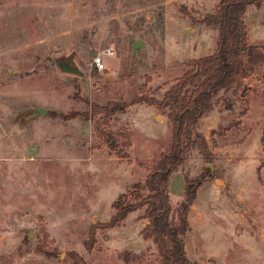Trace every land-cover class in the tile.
Segmentation results:
<instances>
[{
    "label": "rangeland",
    "instance_id": "374dc122",
    "mask_svg": "<svg viewBox=\"0 0 264 264\" xmlns=\"http://www.w3.org/2000/svg\"><path fill=\"white\" fill-rule=\"evenodd\" d=\"M219 4L0 0V264H73L71 253L85 264H163L141 235L144 207L112 228L99 224L117 197L134 201L133 186L171 145L168 109L133 99L161 100L214 52L217 29L202 19ZM257 12L244 21L252 49L240 56L252 87L239 78L214 95L193 126L204 135L202 120L215 112L205 138L210 158L192 145L178 168L195 190L182 237L195 264H264V23ZM106 48L113 54L97 71L91 58ZM108 103L114 114H93L94 105ZM37 108L47 114H34ZM181 178L173 172L168 185L174 221ZM252 193L262 205L249 206Z\"/></svg>",
    "mask_w": 264,
    "mask_h": 264
},
{
    "label": "trees",
    "instance_id": "16d2710c",
    "mask_svg": "<svg viewBox=\"0 0 264 264\" xmlns=\"http://www.w3.org/2000/svg\"><path fill=\"white\" fill-rule=\"evenodd\" d=\"M263 0H220L213 13L203 17L206 26L217 29L216 48L213 53L201 57L192 71L184 74L182 80L169 88L161 100L155 98H135L132 103L145 102L157 109H168L167 117L172 125L171 145L168 151L161 153L159 160L148 172L144 183L137 182L133 186L135 199L124 200V195L117 197L111 207L113 214L99 227L112 228L119 225L127 215L140 208H145L143 218L148 220L141 230L144 240L152 239L163 264H195L190 261L184 251L183 236L187 231V208L195 197V190L189 186L190 180L184 176V199L176 211L177 218L172 220V206L168 190L171 174L187 158L192 145L196 146L205 161L210 158L204 136L195 132L196 120L211 109V99L220 90H227L239 79L246 77V68L241 59L243 51L252 48L246 42V26L244 13L249 5L260 7ZM116 105L108 103L99 107L94 105V113L114 114ZM92 114V113H91ZM74 115H66L70 119ZM194 133L195 138L190 142ZM193 183V182H192ZM191 184V183H190ZM148 191L142 196L140 190ZM97 228L89 230V239L85 242L86 250H92ZM73 264H85L84 259L71 253Z\"/></svg>",
    "mask_w": 264,
    "mask_h": 264
},
{
    "label": "crops",
    "instance_id": "0c3cea01",
    "mask_svg": "<svg viewBox=\"0 0 264 264\" xmlns=\"http://www.w3.org/2000/svg\"><path fill=\"white\" fill-rule=\"evenodd\" d=\"M263 3V2H262ZM255 9L256 11H258L257 12V14H258V22L260 23V24H262V23H264V3L263 4H261V6L260 7H256L255 5H249L248 7H247V9H246V11H245V13H244V21H246V18H247V16H248V14L251 12V9ZM192 53H193V51H192ZM241 81H243V83H247V85H248V87H252V81H251V76H246V77H244ZM155 115V114H154ZM202 123H203V127H202V130H201V132L204 134L203 136H204V138H207V136L210 134V130H212L214 127H215V123H216V117H215V112H212L211 114H209V115H207V117H205L203 120H202ZM174 172H178V173H180V175L182 176V178H181V182L184 184L185 182H184V176H183V172L181 171V170H175ZM171 177V176H170ZM252 186V190H253V187L255 186V184H253V185H251ZM253 192H254V190H253ZM263 198H261L260 200H259V197H257V195H254V193H252L251 195H250V197H249V200H248V202H249V206H252V205H254V204H260V205H262L263 203H262V200ZM137 212L136 211H133V212H131V213H129L128 215H135ZM127 215V216H128ZM145 220V219H144ZM124 221H126V220H124ZM123 221V222H124ZM262 222H264V219H262ZM248 223H250V222H248ZM262 229H264V227L262 228Z\"/></svg>",
    "mask_w": 264,
    "mask_h": 264
},
{
    "label": "built area",
    "instance_id": "2783aa9c",
    "mask_svg": "<svg viewBox=\"0 0 264 264\" xmlns=\"http://www.w3.org/2000/svg\"><path fill=\"white\" fill-rule=\"evenodd\" d=\"M113 52L109 48H106L104 51L99 52L95 54L91 58V65L97 70V71H103L105 69V63H104V56L105 55H112ZM244 78V77H243ZM241 78V80L243 79Z\"/></svg>",
    "mask_w": 264,
    "mask_h": 264
},
{
    "label": "water",
    "instance_id": "95a60500",
    "mask_svg": "<svg viewBox=\"0 0 264 264\" xmlns=\"http://www.w3.org/2000/svg\"><path fill=\"white\" fill-rule=\"evenodd\" d=\"M65 71H68V72H77V70L75 69H71V68H65ZM35 113H42V114H47V110L43 109V108H37L35 111H34V114Z\"/></svg>",
    "mask_w": 264,
    "mask_h": 264
}]
</instances>
